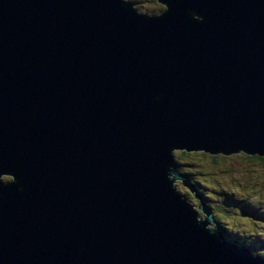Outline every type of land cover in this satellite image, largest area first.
<instances>
[{"label":"water","instance_id":"water-1","mask_svg":"<svg viewBox=\"0 0 264 264\" xmlns=\"http://www.w3.org/2000/svg\"><path fill=\"white\" fill-rule=\"evenodd\" d=\"M176 150L264 155V0H0V264H264Z\"/></svg>","mask_w":264,"mask_h":264},{"label":"trees","instance_id":"trees-1","mask_svg":"<svg viewBox=\"0 0 264 264\" xmlns=\"http://www.w3.org/2000/svg\"><path fill=\"white\" fill-rule=\"evenodd\" d=\"M198 153L200 155H198ZM174 155L176 158V162L178 164V171L187 179L192 180V184L194 187H196V190L199 189V191L198 190L196 191L200 196L199 199L212 211V215L214 217L213 225L217 224L220 227V230L223 232L222 234L229 242H234L235 244H238L242 247H246L249 250H251L252 253L257 255H262L264 258V242L262 239L256 240L255 236L251 233L252 231L240 232L239 230H235V231L229 230L224 225L225 222H227L226 219L232 217L229 214V212L233 210V207L235 206L243 207V209L246 210V212H249V208H253L251 205L245 204L247 202H241L240 200L234 197L238 195V192L236 191L238 187H251L252 184L254 183V173L251 172V169L246 170L245 171L246 174L239 177V176H235L234 175L235 173H231L225 165V162L232 156L225 159L224 156L219 154L212 155L202 151L188 152L185 150H177L175 151ZM240 155L246 157L247 159L258 160L264 165V155L263 156L249 155L244 152H240ZM206 156H210V158ZM208 159L212 162L213 165L216 166L215 168L209 169V167L207 166V163L209 161ZM193 165L199 166L203 172H207L206 175L211 174L216 177H219L226 185L229 186V188H227V186H224L225 188H227L228 191H231V193L228 194L229 196H226V198L221 199V202H214L215 196H213L211 193H205V191L202 188V186L205 185V183L200 184L197 179L193 181L192 177H190V175L193 174V172L190 171L194 169L191 167ZM194 170H198V169H194ZM4 179L11 180L7 176H5ZM263 181H264V171L262 172L260 201H259V208L264 210V202H263L264 200L262 199V195H264ZM182 195L185 196V194L183 193ZM261 225L264 226L263 219L258 217L257 226H261Z\"/></svg>","mask_w":264,"mask_h":264},{"label":"rangeland","instance_id":"rangeland-1","mask_svg":"<svg viewBox=\"0 0 264 264\" xmlns=\"http://www.w3.org/2000/svg\"><path fill=\"white\" fill-rule=\"evenodd\" d=\"M177 151V150H176ZM175 153V151H174ZM209 154V153H208ZM238 155L232 154H219L224 156L225 159L229 158L225 165L228 168V170L231 173H235V176H243L246 174V170L251 169V172L254 173V183L251 187H238L236 191L238 192V195L234 196L241 202H247L245 204L251 205L253 208H249V212H246V210L243 209V207L235 206L233 207V210L229 212V214L232 216L229 219H226L227 222H225V226L229 230H239L250 232L255 236L256 240L258 239H264V226H257L258 224V217L263 219L264 222V210L259 208V201H260V189H261V178H262V172L264 171V165L254 159H247L246 157H243L240 155V153H237ZM198 155H200L198 153ZM209 157L210 156H206ZM209 160V159H208ZM207 166L209 169L215 168L216 166L212 164V162L209 160L207 163ZM194 169L198 170H190L193 172L190 177H192L193 181L198 180L199 183H205V185L202 186L205 193H211L215 199L214 202H221V199L226 198V196H229L228 194L231 193V191H228L227 188H229L228 185H226L219 177H216L211 174H207V172H203L199 166H191ZM5 177V176H4ZM192 183V180H190ZM264 182V181H263ZM175 183L177 184L178 189L181 193L185 194L186 197H188L189 200L193 201V204L198 208L201 201H199L200 196L196 192V187H194V191H191L186 185L182 184L180 180H176ZM224 186H227L225 188ZM264 188V187H263ZM262 199L264 200V195H262ZM262 200V201H263ZM264 202V201H263ZM261 210V211H258ZM258 213V216H257ZM205 215L204 213H201L200 217L203 218ZM213 223L208 224L207 226L211 227Z\"/></svg>","mask_w":264,"mask_h":264},{"label":"clouds","instance_id":"clouds-1","mask_svg":"<svg viewBox=\"0 0 264 264\" xmlns=\"http://www.w3.org/2000/svg\"><path fill=\"white\" fill-rule=\"evenodd\" d=\"M193 185V184H192ZM191 201V200H190ZM201 201V200H200ZM192 203H193V201H191ZM202 203V202H201ZM259 211V210H258ZM264 214V213H263ZM257 215H258V213H257ZM258 240V239H257ZM263 240V242H264V239H262ZM250 252H251V250H250ZM252 253V252H251ZM254 256H258V257H262V259H263V261H264V258H263V256L262 255H257V254H254V253H252Z\"/></svg>","mask_w":264,"mask_h":264}]
</instances>
